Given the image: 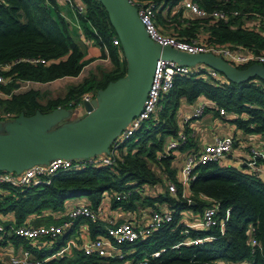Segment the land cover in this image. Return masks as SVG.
Segmentation results:
<instances>
[{
	"label": "trees",
	"instance_id": "16d2710c",
	"mask_svg": "<svg viewBox=\"0 0 264 264\" xmlns=\"http://www.w3.org/2000/svg\"><path fill=\"white\" fill-rule=\"evenodd\" d=\"M78 1L85 6V14L78 19L83 33L100 47V58L109 61L111 68H98V73H91L82 81L70 84L63 97L54 98L44 96L32 85L77 77L89 62L75 41L76 29L61 13L62 2L0 0V74L5 80H11L0 84V89L10 94L9 97L0 96L2 116L17 118L23 114L30 117L38 111L48 114L72 104L86 92L97 95L127 75V60L121 43L113 44L118 37L105 9L98 0ZM154 1L159 6L155 24L164 33L187 41L197 39L216 46L251 48L264 54V0H192L208 12L225 11L228 14L226 19L199 18L186 13L180 6L182 0ZM167 4L171 9L164 12ZM172 8L175 12L169 15ZM169 26H172L171 30ZM30 59H42L44 62L34 63ZM249 65L238 66L237 69L243 70ZM203 76V73L177 76L172 89L161 100V108L148 121L147 127L126 141L120 157L113 164L61 171L51 178L49 185L3 186L8 194L0 195V213L12 212L17 224L31 215L37 218L33 222L35 226L57 224L65 216L49 217L43 221L40 215L44 211L61 213L70 199H84L96 212L105 191L113 195L112 207L134 208L142 198V187L159 181L154 169L163 168L170 173L173 154L160 160L157 154L164 151L168 136L176 137L179 133L177 110L182 101L188 105H195L199 98L214 102L225 108L247 133L258 134L264 140V81L255 76L241 83L226 79L219 84L215 79ZM24 81L33 84L21 89ZM189 143L190 136L180 146ZM194 175L188 186L189 196L185 198L179 189L172 195L166 193L147 198L150 205L155 201L168 203L173 220L130 247V253L124 259L86 255L77 248L64 251L62 257H57L54 254L66 245L67 236L53 238L58 239L54 247L42 250L32 247L27 239L13 236L25 245L34 256L32 259L45 260L46 264H128L130 259H143L146 264H231L245 261L264 264V180L245 172L243 167L223 165L220 161L198 165ZM130 189L132 192L126 198H117V193ZM198 196L209 198L211 202L207 204ZM188 199L195 201L196 205H191ZM214 205L218 206L217 217L223 219L221 224L202 229L183 222L182 210H202ZM75 221L87 223L93 235H107V225L100 220L93 222L79 217ZM249 227L253 228L251 234ZM252 238L258 246L250 245ZM154 252H159V255L153 257ZM0 264L8 263L0 261Z\"/></svg>",
	"mask_w": 264,
	"mask_h": 264
},
{
	"label": "built area",
	"instance_id": "2783aa9c",
	"mask_svg": "<svg viewBox=\"0 0 264 264\" xmlns=\"http://www.w3.org/2000/svg\"><path fill=\"white\" fill-rule=\"evenodd\" d=\"M60 1L70 7L75 22H72L66 15L62 14L65 20L69 22V24H77V22H79V17L85 14V6L78 0ZM129 2L136 9L137 15L146 34L150 40L159 47H169L188 54L212 53L221 57L235 68L247 64L252 65L254 63L264 66V54L261 52L257 53L251 48L232 47L231 45L216 46L199 40H182L178 39L174 35L164 33L160 31L155 24V13L159 6L155 4L154 0H129ZM180 6L190 14L199 18L211 17L214 19H226L228 17V14L223 10H213L208 12L192 0H182ZM233 14H237V12H233ZM77 27L79 28V25H77ZM113 44H120L119 38L114 39ZM29 61L34 63L44 62L42 59H30ZM5 67H8V65ZM193 73H205L208 77L215 79L217 83H224L222 75L217 70L205 64L197 63L190 66L167 58H159L155 63L147 95L140 110L125 125L122 131L111 140L106 152L85 158H66L57 156L49 159L47 162L29 166L19 173L0 170V187L11 186L24 188L42 184L49 185L51 178L61 171L81 170L86 167L113 164L114 160L120 157V150L126 141L137 131L147 127L146 125L148 121L155 116L160 107L161 100L172 89L174 79L177 76H187ZM10 82L11 80H5V78L0 74V84H7ZM31 84L33 83L30 81H24L22 82L21 89H25ZM16 87L18 88L19 85L16 84ZM9 95L10 94H7L0 89V96L9 97ZM96 96L98 97V94L93 95L91 92H86L81 96L80 100L90 101ZM207 108H214L221 116L228 115V112L222 106L200 98L193 108L192 116L201 117ZM0 116L2 115L0 114ZM186 141L187 137L184 133H179L177 137H172L167 143H165L164 151L157 154V159L160 160L161 158L172 155L175 149L184 144ZM232 146L233 139L225 136L217 138L215 141L204 145L198 153L188 154L185 157L181 168V180L183 186H189L190 181L195 177V167L208 162L221 161L232 151ZM253 154V157H264L260 152H253ZM250 168L251 174L260 176L264 180V161H252L250 162ZM160 170L166 177L163 168ZM167 186L169 192L175 193L177 191L176 184L174 182L167 181ZM105 193L110 192L105 191L103 195ZM130 193L131 192L117 193V198L124 199ZM182 197L185 198L183 194ZM188 202L190 203L189 199ZM217 211V205L206 207L201 214V221L197 228L209 229L210 227L221 224L223 219H219L217 217ZM226 215H229V209L227 210ZM63 216H65V219H63L60 223L50 225L33 226L31 224L23 223L19 225L4 226L0 223V235L12 234L31 242H35L41 237L59 238L64 236L72 227L74 221L79 217L89 218L93 222L99 220L97 211H93L85 202L78 203L68 209ZM172 220V211L168 209H154L150 212L148 219L144 224L139 225L133 222L111 223V225L107 228L106 236L94 238L80 245L78 248L86 255L124 259L130 253L128 251L130 247L144 241L154 232L168 223H171ZM252 230L253 228L249 227L250 234L252 233ZM73 245L74 241L68 239L64 247L70 248ZM250 245L258 246V242L252 238L250 239ZM64 247L61 248L57 254L63 255L65 251ZM158 255L159 252L153 253V257H157ZM7 263L46 264L45 260L32 259L28 250L23 251L20 256H13L9 258ZM127 263L146 264V260L130 259Z\"/></svg>",
	"mask_w": 264,
	"mask_h": 264
},
{
	"label": "water",
	"instance_id": "95a60500",
	"mask_svg": "<svg viewBox=\"0 0 264 264\" xmlns=\"http://www.w3.org/2000/svg\"><path fill=\"white\" fill-rule=\"evenodd\" d=\"M98 1L120 40L127 60V75L108 85L99 97L90 101L76 99L83 105L82 118L52 132H42L52 123L51 114L38 111L30 117L19 115L16 119L21 131L0 135V170L19 173L57 156L85 158L106 152L111 140L140 110L159 58L190 66L202 63L235 83L255 76L264 81L261 64L239 70L212 53L188 54L159 47L146 34L129 0Z\"/></svg>",
	"mask_w": 264,
	"mask_h": 264
},
{
	"label": "crops",
	"instance_id": "0c3cea01",
	"mask_svg": "<svg viewBox=\"0 0 264 264\" xmlns=\"http://www.w3.org/2000/svg\"><path fill=\"white\" fill-rule=\"evenodd\" d=\"M60 6H61V13L66 15L68 19H70L72 22H75L70 7L65 3H60ZM168 9H171L169 4H167L166 7L164 8V12H167ZM184 11L186 13H189L185 9ZM169 12H170L169 15H172L175 12V10L173 9L172 11L170 10ZM70 25L71 27L76 29L75 41L82 50V52L84 53V58L87 59V61H89L88 64L84 66V68H86V66H89L90 64H93L96 60L107 61L106 59L100 58L101 55L100 47L95 45L93 41L83 33L82 25L80 24V22H77V24L70 23ZM77 25H79V28L77 27ZM80 76L81 74L77 77H65V78H69L71 80V84H74V80ZM223 80L224 82H226L225 78ZM53 82L34 84L32 86L39 89L42 85H46V84L48 85ZM99 95L100 93H98V97ZM46 97H52V96H46ZM75 105H77L80 109H78L77 107L76 109L77 111H75V114H73V116L71 117V121H67V124H65L64 126L75 123L82 118L84 114V110H83V105L80 102L74 101L72 104H69L68 106L74 107ZM194 106H195L194 104L188 105L185 101H182L180 107L177 110L179 133H184L187 138L190 136L191 143H189L187 146H182V147L179 146L177 149H175V151L173 152V156L170 159V166H169L170 173L164 171L166 177L164 176L161 170L154 169V173L159 178V181L154 185H145L142 187V189L140 190L142 198L140 201L136 202L134 208L129 209L126 207H119V206L112 207L111 202L113 201V195L110 193H105L104 195H102L100 205L97 208L98 209L97 213L99 215V220H100L99 222L107 225L106 229L111 225V223L133 222L139 225L144 224L145 221L148 219V216L152 210L169 209L170 205L166 202L155 201L153 205H150L147 200V198L149 197L154 198L157 197L159 194H164V195L166 193H168L169 195L174 194L168 191L167 181L174 182L176 184L177 190L179 189L184 196H189V188L188 186L184 187L181 180V168L184 159L188 154L198 153L204 145L215 141L217 138L228 136L233 139L232 151L220 161V163L223 165H232L238 168L243 167L245 172L251 173L250 162L264 161V157L261 158L253 157L254 156L253 152H260L262 156H264V140L260 137V135L254 133H247L242 127L238 126L235 123L231 114L228 113L227 116H221L214 108H207L201 117H194L192 116ZM62 111H63V107H60L49 113L51 114L53 119L50 126L59 122L62 118H64L67 115L65 111L64 112ZM5 118H12V117H5ZM12 119L16 120L14 125L18 129L17 133H19L21 131L19 123L16 118H12ZM5 134L6 133L0 135H5ZM7 134H13V133H7ZM14 134H16V132ZM171 138H172L171 136H168L165 140V143H167L168 140ZM126 192H132V189ZM7 194H8V190L3 187H0V195L5 196ZM198 197L199 200H203L207 204L211 202V199L206 198L204 196H198ZM84 201H85L84 199L83 200L70 199L66 202L65 209L61 211L62 214L55 212L51 213L50 211L49 212L44 211L40 215V217H42L43 221H45L49 217L55 219L60 216L61 218V216H63V213L66 210ZM190 204L196 205V202L190 201ZM203 209L195 210V209L187 208L182 210L180 214L183 222L186 223L187 225L198 227L201 221V214ZM36 219H37L36 216L31 215L28 216L21 224L27 223L33 225L34 224L33 222ZM0 223L4 226L19 225L16 223L15 216L12 212L0 213ZM66 236H67L66 242L68 239L74 241V245L70 248L62 246V248L63 247L65 248V251H69L70 249L73 248L79 249L78 247L80 245L94 238L106 236V235H102V234L93 235L89 231L87 223H85L84 221L82 222L75 221L72 227L66 232V234L63 237L65 238ZM39 239L41 240L35 241L34 242L35 244H33V242H30L32 244V247L36 246L37 249L39 250H42L44 248L52 249L55 243L58 242V239H53V238L52 239L39 238ZM60 249L61 248H59L55 252L54 254L55 256L62 257L64 255V254L63 255L57 254L60 251ZM26 250L28 249L25 248V245L17 241L15 236H13L12 234L0 235V261L7 263L9 258L13 256H20L22 252ZM52 258L54 257H51L50 259ZM231 264H251V263L245 261L242 263H231Z\"/></svg>",
	"mask_w": 264,
	"mask_h": 264
},
{
	"label": "rangeland",
	"instance_id": "374dc122",
	"mask_svg": "<svg viewBox=\"0 0 264 264\" xmlns=\"http://www.w3.org/2000/svg\"><path fill=\"white\" fill-rule=\"evenodd\" d=\"M171 27L172 26H169L170 30H171ZM202 36H203V34H202ZM98 68L110 69L111 65H110L109 61L96 60L93 64H90L89 66H86V68H84V70L81 73V76L74 80V84L82 81L84 77L89 76L91 73H98ZM203 75H204L203 77L206 79L207 75L205 73ZM70 84H71V80L69 78L58 79L51 84L42 85L39 88V90L43 93L44 96H52L54 98L55 97H63L65 95L66 91L68 90ZM77 107H78L77 105H75L74 107L64 105L62 112L65 111L67 113V115L64 118H62L59 122L55 123L54 125H51L45 129H43L42 132H52V131L56 130V128L64 126L65 124H67V121H71V117L73 116V114H75V111H77L76 110ZM160 108H161V106H160ZM78 109H80V108L78 107ZM15 121L16 120L12 119V118L0 117V134H4V133H6V134L7 133H13L14 134L15 132L17 133L18 129L14 125Z\"/></svg>",
	"mask_w": 264,
	"mask_h": 264
}]
</instances>
